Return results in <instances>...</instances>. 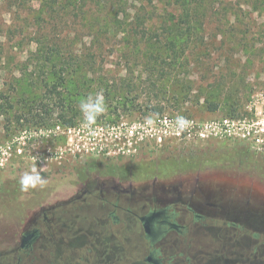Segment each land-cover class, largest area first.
<instances>
[{
  "label": "rangeland",
  "instance_id": "1",
  "mask_svg": "<svg viewBox=\"0 0 264 264\" xmlns=\"http://www.w3.org/2000/svg\"><path fill=\"white\" fill-rule=\"evenodd\" d=\"M55 64L66 67L63 107L46 86L58 81ZM97 94L104 110L91 127L166 112L262 118L264 0H0V264H144L150 248L173 264H264V150L217 136L72 152L55 132L68 126L59 114L85 125L80 104ZM92 163L103 177L83 209L71 200ZM34 169L46 183L23 190ZM112 185L132 190L124 206L181 200L206 218L152 243L136 217H108ZM33 227L40 235L19 251Z\"/></svg>",
  "mask_w": 264,
  "mask_h": 264
},
{
  "label": "built area",
  "instance_id": "2",
  "mask_svg": "<svg viewBox=\"0 0 264 264\" xmlns=\"http://www.w3.org/2000/svg\"><path fill=\"white\" fill-rule=\"evenodd\" d=\"M55 132L68 137V143L71 144L68 148L72 152L76 149L78 151L82 148L87 149L88 155L93 158L98 155L133 154L143 143L161 145L169 139L190 143L193 140H206L217 136H232L251 147L264 150V116L202 122L194 117L166 112L113 125L100 124L92 127L57 125ZM74 143L78 148H75ZM90 146L92 147L89 148Z\"/></svg>",
  "mask_w": 264,
  "mask_h": 264
},
{
  "label": "flooded vegetation",
  "instance_id": "3",
  "mask_svg": "<svg viewBox=\"0 0 264 264\" xmlns=\"http://www.w3.org/2000/svg\"><path fill=\"white\" fill-rule=\"evenodd\" d=\"M86 171L88 177L84 182L87 186L76 199L71 200V203L79 201L81 208L90 209L91 204L97 203L98 194L96 192L97 188H90L89 185L90 183H93L94 186H98V184H100L101 178L103 177L101 174L103 169L100 164L98 165L92 163ZM103 190L109 196L114 195L117 198L116 202L112 205L113 208L111 207L108 213V217L112 218L116 223L123 222L125 225L129 223L131 217H136L141 223V229L144 231V236L152 241V243L158 237L171 230H175L180 234H185L198 221L206 218L204 215L199 213V211L197 212L195 208L192 207L191 203H185L181 200H176L174 203H154L148 206L145 205L139 210L138 208L135 209L134 207L124 206L121 204L132 203L131 201L133 196H131V194H133V192L131 189L125 188L124 186L120 187L119 185H112L103 187ZM104 201V203H113L107 199ZM207 213L211 214L214 213V211L211 209V211ZM224 224H226V222H224ZM233 225L235 226V224L229 223V226L232 227ZM39 235L40 232L37 228L33 227L26 230L22 236L21 247L18 248V250L24 251V249ZM140 260H142L141 262L144 264H173L171 263L172 259L161 257L159 252L152 248H150L148 253L142 256L139 261ZM241 263L242 260L236 264Z\"/></svg>",
  "mask_w": 264,
  "mask_h": 264
},
{
  "label": "clouds",
  "instance_id": "4",
  "mask_svg": "<svg viewBox=\"0 0 264 264\" xmlns=\"http://www.w3.org/2000/svg\"><path fill=\"white\" fill-rule=\"evenodd\" d=\"M80 110L83 114L85 125L90 127L95 122L97 116L104 110L102 98L99 94L95 97L89 96L85 101L81 102ZM45 183L46 179L35 169L32 172H25L20 180L23 190H28L30 187H43Z\"/></svg>",
  "mask_w": 264,
  "mask_h": 264
},
{
  "label": "trees",
  "instance_id": "5",
  "mask_svg": "<svg viewBox=\"0 0 264 264\" xmlns=\"http://www.w3.org/2000/svg\"><path fill=\"white\" fill-rule=\"evenodd\" d=\"M193 1V0H192ZM183 4H184V0H183ZM54 73L57 76L58 81L56 83H53L52 85L47 84V90L49 91V95L50 96H56L59 100V105L63 107V92H62V83L65 80V71H66V67L64 65L58 67V65H54ZM210 108L212 110H216L218 108L217 104H213L210 106ZM153 112H161L162 108H152ZM41 111L44 112V114H50V108L48 107V105L43 104ZM44 119V117H41ZM61 122L67 124L68 126H73L75 124V119L74 116H69L67 109L64 110L62 109L61 113L59 114L58 117Z\"/></svg>",
  "mask_w": 264,
  "mask_h": 264
},
{
  "label": "water",
  "instance_id": "6",
  "mask_svg": "<svg viewBox=\"0 0 264 264\" xmlns=\"http://www.w3.org/2000/svg\"><path fill=\"white\" fill-rule=\"evenodd\" d=\"M148 231V230H147Z\"/></svg>",
  "mask_w": 264,
  "mask_h": 264
}]
</instances>
